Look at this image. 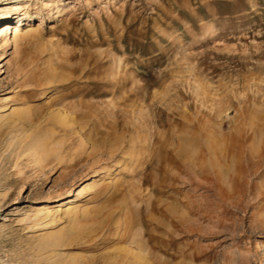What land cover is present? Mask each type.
I'll return each instance as SVG.
<instances>
[{
    "label": "rangeland",
    "instance_id": "obj_1",
    "mask_svg": "<svg viewBox=\"0 0 264 264\" xmlns=\"http://www.w3.org/2000/svg\"><path fill=\"white\" fill-rule=\"evenodd\" d=\"M13 3L0 264H264V0Z\"/></svg>",
    "mask_w": 264,
    "mask_h": 264
},
{
    "label": "bare ground",
    "instance_id": "obj_2",
    "mask_svg": "<svg viewBox=\"0 0 264 264\" xmlns=\"http://www.w3.org/2000/svg\"><path fill=\"white\" fill-rule=\"evenodd\" d=\"M17 1V0H16ZM14 6H16V3H13V5H5V6H3V7H1L0 8V14H3V16H2V18L0 19V20H5L6 19V15H7V9L8 8H12V7H14ZM4 13H6V14H4ZM8 14H9V12H8ZM10 18V17H9ZM5 24H4V26H10V24H9V22L8 21H6V22H4ZM21 32V31H20ZM38 33V32H37ZM26 33H24V34H22V36L23 35H25ZM19 35H20V37H21V34H19V33H16V35H15V40L16 39H18L17 37H19ZM24 37V36H23ZM60 110V109H59ZM23 116H25L26 117V119H27V121H28V123L30 124V127L29 128H24V130L21 132V133H16V132H14V131H12L13 129H12V126L14 127V125H15V122L17 121V120H20L21 118H23ZM0 117H2V118H5V120L7 121L6 123H5V127H8V128H11V130H7L8 131V133H9V142H8V147L9 146H12V145H14V144H17V143H19V144H21L25 139H28L29 137H31V134L33 133V129L37 126L36 125V123L33 121V118H32V116H28L27 115V112H26V109H24V110H19V109H17V108H15V109H13L9 114H2ZM55 118L56 119H58L59 121H61L62 123H64V124H67V123H69V118H68V114H67V112L65 111V110H62V111H58V112H56L55 113ZM55 119V120H56ZM36 125V126H35ZM68 126V125H67ZM66 126V127H67ZM22 127V126H21ZM38 129V128H37ZM20 131V130H19ZM37 131V130H36ZM34 131V133H33V136H32V138H31V140L29 141V143L27 144L28 146H27V148H25V150L26 149H32L33 148V146L35 145V144H43L44 143V141H45V139H46V135L45 134H43L42 133V131ZM18 132V131H17ZM47 141V140H46ZM21 142V143H20ZM25 143V142H24ZM23 143V144H24ZM46 143V142H45ZM44 143V144H45ZM26 144V143H25ZM23 147V146H22ZM68 207H70V206H68ZM68 207H66V209H63V207H61L59 210H63L64 212H66V213H70V212H73L71 209H69ZM72 208V207H71ZM74 210V209H73ZM77 212L78 211H76V214H77ZM53 213H54V211H53V209H51L50 207H45V208H43V209H40V210H38L34 215L36 216V217H38V218H40V216H42L43 218H48V217H50L51 219H52V221H54L55 220V217H54V215H53ZM74 213H75V211H74ZM76 219V218H75ZM57 220V219H56ZM77 227V226H76ZM79 228V227H78ZM77 231H79V230H77ZM56 234V233H55ZM55 234H52V233H50L49 235H46V236H44L43 237V243H42V245L40 246L41 247V249H44L45 247H47V246H49V245H58V244H61L60 243V241L63 239H61L60 241H59V237L57 236V235H55ZM51 247V246H50ZM139 248H140V251L138 252V253H135V255L136 256H138L139 258H144V253H145V247L141 244L140 246H139ZM146 256V255H145ZM144 260V259H143ZM142 260V261H143ZM1 264H4V263H1Z\"/></svg>",
    "mask_w": 264,
    "mask_h": 264
}]
</instances>
